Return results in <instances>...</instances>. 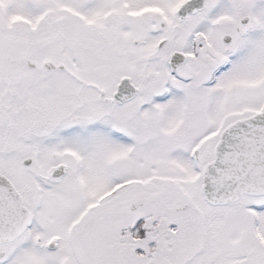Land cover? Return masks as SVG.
<instances>
[{
  "label": "snow or ice",
  "instance_id": "6c2138e0",
  "mask_svg": "<svg viewBox=\"0 0 264 264\" xmlns=\"http://www.w3.org/2000/svg\"><path fill=\"white\" fill-rule=\"evenodd\" d=\"M0 264H264V0H0Z\"/></svg>",
  "mask_w": 264,
  "mask_h": 264
}]
</instances>
